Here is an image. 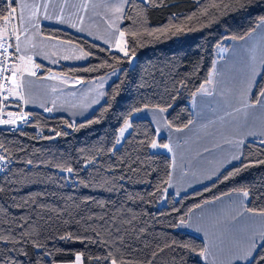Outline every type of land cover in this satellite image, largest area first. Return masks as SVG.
<instances>
[{
	"label": "trees",
	"instance_id": "trees-1",
	"mask_svg": "<svg viewBox=\"0 0 264 264\" xmlns=\"http://www.w3.org/2000/svg\"><path fill=\"white\" fill-rule=\"evenodd\" d=\"M6 7L0 0V11ZM125 14L128 55L42 26L45 35L81 45L89 60L41 64V74L56 71L83 81L114 71L117 76L85 119L26 110L31 120L0 126V264L68 262L75 253L84 254L83 264H110L104 259L109 254L117 264H205L204 240L178 228L194 207L244 190L247 209L264 210V143L246 141L237 163L209 183L175 194L168 190L171 155L151 147L167 144L154 123L132 118L129 132L118 137L143 108L165 109L175 129L188 126L191 101L209 79L218 47L255 29L264 0H131ZM263 89L264 71L253 101ZM8 97L0 98V113L20 111L16 104L6 107ZM69 233L80 239H60ZM246 264H264V241Z\"/></svg>",
	"mask_w": 264,
	"mask_h": 264
},
{
	"label": "crops",
	"instance_id": "crops-1",
	"mask_svg": "<svg viewBox=\"0 0 264 264\" xmlns=\"http://www.w3.org/2000/svg\"><path fill=\"white\" fill-rule=\"evenodd\" d=\"M25 2L46 4L47 14L52 19L44 18V9L41 7L38 30L29 27V31L21 35L22 51L19 54L11 47V68L15 64L17 68L25 67L36 71V75L31 76L28 71L24 72L22 86L15 89L18 94L9 93L6 106L8 108L10 104L19 105L20 111L4 109L0 113V120H19L18 115H29L26 110H43L65 115L73 120L89 117L104 102L106 91L116 78L117 72L90 81L56 71L41 74V64L76 65L89 60V53L81 45L45 35L42 26L64 28L118 50L115 45L123 46L125 41L119 35L123 19L117 20L112 9L106 6L109 0ZM60 16L65 22H61L58 18ZM243 37L231 40L227 46L218 47L213 67L216 72L213 83L203 84L207 91H198L193 97L191 105L194 118L188 126L177 131L168 124L165 115L153 110H145L136 116L139 118L143 114H150V117L146 115L148 117L144 118L153 122L157 118L161 122L163 129L157 132L159 136L167 138L169 148L159 147L160 144L155 141L158 145L155 150L166 151L171 155L168 190L175 194L203 186L215 179L225 168L237 163L242 157L246 141L264 140V96L260 95L256 99L260 100L259 104L252 100L255 87L264 71V25L258 23L251 35ZM11 44H14V39ZM20 56H24L25 61L22 62ZM65 56L71 58L65 59ZM28 57H31L30 61ZM53 60L57 62L53 63ZM15 80L17 84L21 83L20 72H17ZM10 81L12 87L11 71ZM261 93H264V89ZM245 103L250 106L244 107ZM9 113L12 115L9 116ZM246 199L241 192L226 193L208 201L209 203L200 204V207H194L184 223H179L180 230L198 235L204 240L205 246L211 245L214 259L211 254L208 260L203 257L205 264H246L253 258L262 243L259 238L256 240L258 246L250 256L236 259L238 249L235 244L242 240L240 229L246 228L250 234L264 227L259 216L245 211ZM240 212L244 213L243 217L238 216Z\"/></svg>",
	"mask_w": 264,
	"mask_h": 264
},
{
	"label": "snow or ice",
	"instance_id": "snow-or-ice-1",
	"mask_svg": "<svg viewBox=\"0 0 264 264\" xmlns=\"http://www.w3.org/2000/svg\"><path fill=\"white\" fill-rule=\"evenodd\" d=\"M4 3L7 5L6 8H4L2 11H0V64H2L3 58L6 56L7 48L12 47L14 48V52L16 54H19L22 49H21V35L26 34L29 31V27L33 29L39 28V15L41 12V7L44 9V18L45 19H52L51 16L47 14V5H39L35 2L28 4L25 2V0H4ZM16 4V7H13V4ZM131 3V0H109V3L106 5L110 7L116 16L117 20H122L126 17V14L124 13V7L126 4ZM243 6V5H241ZM61 22L63 21L62 16L58 17ZM130 19V17H128ZM259 24L264 25V16L259 18ZM75 27V25H73ZM252 31H255V29H252ZM119 35L122 37L124 35L123 32H120ZM247 35H251V32L247 33ZM244 37H240V39H243ZM14 39V44L8 43V41ZM25 39H27V36H25ZM233 39H236V37H233ZM116 47L119 48L120 51L124 52L125 55H128L127 51L120 46L119 44L115 45ZM32 47H35L33 45ZM65 59H70L71 57L65 56ZM19 59L23 62L25 61L24 56H20ZM28 60H31V57H28ZM57 61L53 60V63H56ZM264 63V61H262ZM36 68H39V65L35 66ZM6 71V69L0 68V77L3 76V72ZM28 71L31 76L36 75V71H30L29 69L25 67H20L17 68L15 64L12 65L11 68V77H12V83L13 86L8 89V92L11 95H17L18 93L15 91L16 88L22 86L23 82V74L24 72ZM17 72H20L21 74V83L17 84L15 77L17 75ZM216 75L215 68H213V71L209 74V79L205 81V84L211 85L213 83V79ZM250 86V85H249ZM200 92H205L207 89L205 88L204 85H201V88L199 89ZM245 97L247 95V92H245ZM261 96H264V93L260 94ZM3 96V88L0 87V97ZM21 99H23V96H20ZM6 99V98H5ZM256 103L259 104L260 100H256ZM247 103L244 104V107H249ZM51 111V109H48ZM161 112L165 111V109H160ZM12 114L9 113V116ZM20 119H24V117H20ZM0 123H15L14 120H8V121H3L0 120ZM131 127V125L126 121L125 125L123 128L120 129L121 136L123 133L126 131L127 128ZM177 131H180V129H177ZM117 143H119V140H117ZM2 147V145H0ZM152 148L158 147V145L155 142H152L151 144ZM159 147H164V148H169V145L164 144V145H159ZM237 157H233V159H236ZM0 159H3V157H0ZM30 163V161H29ZM67 172H72L73 169L67 168L65 169ZM229 177L226 176L225 179H228ZM241 192V194L244 197H247L249 194L247 191L244 190H238ZM205 203H209L206 201ZM241 206L243 207V201H241ZM197 207H200L197 205ZM245 211L249 213H253L254 216H259L261 218V223L264 224V210L257 212H254L253 209H245ZM239 217H243L244 213L240 212L238 213ZM233 219H236V217H233ZM181 223H184V220H181ZM192 226V225H189ZM242 240H239L236 242L235 247L238 249L236 259H245L248 256H250L253 252V250L258 246L256 243L257 238H259L261 241H264V227H262L258 232H252L248 233L246 228H241L240 229ZM62 240H68L72 241L73 239H80V237L74 236L72 233H69L66 236L60 237ZM195 251V249H192ZM213 255L214 259V253L211 252V245H206L203 247L200 251V255L204 257L205 260H208L209 255ZM83 253H75V262L74 264H83ZM100 259V258H97ZM104 259H109L111 264H117V261L114 257L109 254L107 257Z\"/></svg>",
	"mask_w": 264,
	"mask_h": 264
},
{
	"label": "rangeland",
	"instance_id": "rangeland-1",
	"mask_svg": "<svg viewBox=\"0 0 264 264\" xmlns=\"http://www.w3.org/2000/svg\"><path fill=\"white\" fill-rule=\"evenodd\" d=\"M10 43H11V40L9 41ZM124 49H125V51H127V47H126V42L124 41V43H123V46H122ZM117 51H119V52H121V53H124V52H122V51H120L119 49L117 50ZM11 71V70H10ZM115 72H117V71H115ZM263 106H264V103H263ZM145 110H153V111H156V112H159L160 114H163V116H164V112H161L160 111V109H157V108H145V109H141V110H139V111H137L129 120H127V122L130 124V121H131V119L132 118H136V116H137V114H139L140 112H145ZM144 116L142 117H139V118H144V117H150V114L148 115V114H143ZM146 115H148V116H146ZM24 117L25 115H18V118H19V120H16V119H12V120H14L15 121V123H3V124H0V126L1 125H3V126H12V127H14V126H18L19 124H21L20 123V121H24V120H26V117L27 116H25V118L22 120V119H20V117ZM164 118H165V116H164ZM157 118H155V122H153L154 124H155V126H156V128H157V130H161V129H163V126L161 125V122H159L158 120H156ZM124 125H125V123H124ZM124 125L121 127V128H123L124 127ZM131 125V124H130ZM120 128V129H121ZM130 128L131 127H129V128H127L126 129V131L123 133V135L121 136V133H120V129H119V132H118V137L120 138V139H122V138H124L125 137V135L129 132V130H130ZM262 143H264V140L262 141ZM154 150H155V148H153ZM83 260V259H82ZM74 262H75V259L73 260V261H68V262H56V263H54V264H74ZM111 264V263H110Z\"/></svg>",
	"mask_w": 264,
	"mask_h": 264
},
{
	"label": "built area",
	"instance_id": "built-area-1",
	"mask_svg": "<svg viewBox=\"0 0 264 264\" xmlns=\"http://www.w3.org/2000/svg\"><path fill=\"white\" fill-rule=\"evenodd\" d=\"M8 43H10L8 41ZM3 63L0 64V68L6 69V71L3 72V76L0 77V87L3 88V96L0 97L1 100H4L9 96L8 89L11 88V81H10V70H11V62H12V53H11V47L7 48L6 56L3 58ZM28 120L32 119V116L26 117Z\"/></svg>",
	"mask_w": 264,
	"mask_h": 264
},
{
	"label": "water",
	"instance_id": "water-1",
	"mask_svg": "<svg viewBox=\"0 0 264 264\" xmlns=\"http://www.w3.org/2000/svg\"><path fill=\"white\" fill-rule=\"evenodd\" d=\"M137 63V57L136 56H132L131 57V65L134 67Z\"/></svg>",
	"mask_w": 264,
	"mask_h": 264
}]
</instances>
